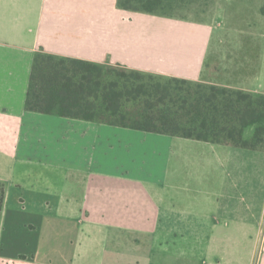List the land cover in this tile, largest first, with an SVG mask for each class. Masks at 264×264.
<instances>
[{"label": "crops", "instance_id": "1", "mask_svg": "<svg viewBox=\"0 0 264 264\" xmlns=\"http://www.w3.org/2000/svg\"><path fill=\"white\" fill-rule=\"evenodd\" d=\"M192 6L0 0V264H264V152L25 109L38 52L205 81L218 30ZM256 28V72L225 86L260 95ZM121 132L165 148L121 150Z\"/></svg>", "mask_w": 264, "mask_h": 264}, {"label": "trees", "instance_id": "2", "mask_svg": "<svg viewBox=\"0 0 264 264\" xmlns=\"http://www.w3.org/2000/svg\"><path fill=\"white\" fill-rule=\"evenodd\" d=\"M197 0H119L126 10L171 15ZM28 112L264 152V94L206 81L105 68L38 52ZM253 129L249 138L248 130ZM5 188L0 182V217Z\"/></svg>", "mask_w": 264, "mask_h": 264}, {"label": "rangeland", "instance_id": "3", "mask_svg": "<svg viewBox=\"0 0 264 264\" xmlns=\"http://www.w3.org/2000/svg\"><path fill=\"white\" fill-rule=\"evenodd\" d=\"M194 3L180 7L175 12L180 13L193 5L192 11L186 12L185 16L194 21L209 23L218 30L212 42L205 81L220 86L233 84L239 87L256 72V41L252 40L251 34L256 33L257 24L264 32V16L261 14V11L264 12V0H197ZM104 66L117 69V66ZM252 132L253 129L248 130L246 138ZM145 136L155 135L121 132V150L146 148L143 153H154L165 148L162 138ZM91 141L92 137L89 138L88 148H91ZM108 204L111 206V202Z\"/></svg>", "mask_w": 264, "mask_h": 264}]
</instances>
